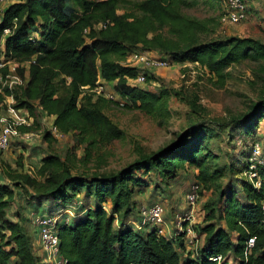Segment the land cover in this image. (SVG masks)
<instances>
[{"label":"trees","instance_id":"1","mask_svg":"<svg viewBox=\"0 0 264 264\" xmlns=\"http://www.w3.org/2000/svg\"><path fill=\"white\" fill-rule=\"evenodd\" d=\"M121 1L10 0L0 12V56L18 64L22 84L6 87L0 95V116L7 110L4 97H11V108L32 118L34 128L37 111L52 117L51 126L63 138L71 136L86 145L83 161H88L97 143L122 138V130L104 113L110 103L122 101L123 107L150 116L167 111V91L151 92L133 82L142 74L148 84L153 76L152 70L123 63L131 53L154 51L160 57L148 55L198 64L219 80L225 79V70L233 64L264 61L263 42L236 35L213 37L215 20L183 14L186 0H141L133 3L135 13L118 14ZM98 87L113 94L115 101L92 92ZM263 120L264 98L252 104L250 112L231 120L229 137L246 139ZM204 126L187 128L170 146L139 155L110 174L74 173L56 154L42 156L31 174L24 172V158L19 156L17 172H5L8 181L0 177V264H42L24 216L15 219L9 213L29 190L31 201L26 204L34 212L31 225L37 237L35 217H50L72 207L69 222L63 216L57 224L59 251L66 264H215L209 260L215 255L238 264H264V169L259 168L252 181L239 177L248 169L251 148L238 164L217 169L220 158L207 148L210 137L204 134L209 132ZM42 139L55 138L48 129ZM28 155L36 160L37 152ZM185 165L197 172L184 196L182 215L189 211L186 196L194 185L199 186V196L202 186H214L218 193L204 206L203 218L197 215L194 229L202 238L197 255L182 234L176 235L177 229L169 237L158 235L153 226L135 227L141 221L140 208L155 204L163 207V220L169 224L167 210L153 200L154 193L175 182ZM152 174L158 182L149 180ZM224 177H228L226 185L220 182ZM151 185L147 204L141 205L134 196L143 195ZM44 204L46 210L41 209ZM250 239L253 247L248 253Z\"/></svg>","mask_w":264,"mask_h":264},{"label":"rangeland","instance_id":"2","mask_svg":"<svg viewBox=\"0 0 264 264\" xmlns=\"http://www.w3.org/2000/svg\"><path fill=\"white\" fill-rule=\"evenodd\" d=\"M139 1L141 0H122L117 13H135L133 3ZM253 1L256 8V22L254 23L256 30L250 31L248 35L264 43V18L257 14V10L264 8V0ZM186 2V6L182 8L183 14L197 19L215 20L217 28L213 37L226 36L229 33V28L234 26L222 21L224 9L221 0L218 4L215 0H186ZM8 3L10 0L5 5ZM261 25H263L262 28ZM139 53L160 57L157 52L146 53L142 50H137L129 56ZM126 61L123 63L126 64ZM169 64L170 67L167 69L150 72L153 76L152 80L142 86L151 92L167 91V111L150 116L138 109L120 107L116 103H110L104 113L122 130V138L109 143H97L91 150V157L88 161H83L86 145L78 144L74 137L66 136L51 141L42 139L43 131H47L52 125V117H47L37 111L34 119L38 122V126L34 128L33 124L25 125L28 119L25 113H17L14 119L17 118L24 123L16 128L17 135L14 136L15 140L12 141L10 147L0 154V177L8 181L4 173L17 172L16 162L19 156L24 158V172L32 171L31 174H35L38 160L46 154L60 156L62 162L68 164L74 173L110 174L133 162L139 155L152 154L170 146L187 128L203 123L209 131L204 134L210 137L206 139V146L213 155L220 158L217 169H224L232 162L238 164L242 154L249 153L253 142L258 141L264 148V120L260 123L258 131L246 139L238 136L230 138L228 133V126L231 125L230 122L233 118H241L250 112L252 104L264 98V69L262 68L264 61H243L233 64L225 70L227 75L223 80L209 74L198 64L171 62ZM16 66L19 67L18 64ZM17 68L16 72L6 77L4 86L0 88V95H3L6 87L10 89L22 84V78ZM106 89L112 91L110 87ZM12 102L11 97H4L7 110L12 107ZM7 110L5 115L0 116V128L11 123V114ZM23 133L35 134L36 137L29 141L23 137L25 135ZM32 150L37 152L36 160L29 158L28 153ZM196 172L197 169L185 165L175 182H171L165 189H157L154 193L153 200L163 204L167 210L166 220L170 224L168 225L171 232L176 229V220L182 215L185 206L184 196L195 181ZM239 177L245 178L243 175ZM234 178H237L236 175ZM37 180L41 179L37 177ZM149 180L152 183L159 181L154 174L150 176ZM227 181L228 177H224L220 182L226 185ZM151 191L152 185L146 189L143 195H135L134 199L141 205L147 204L146 198ZM31 194L32 191L29 190L27 193L24 192L22 197H18L16 202L11 205L9 213L13 214L15 219L17 216L19 218L20 215L24 216L25 229L31 239L35 240L36 231L31 225L34 212L29 210L26 204L31 201ZM217 196L218 193L214 186L208 189L202 186V192L195 207L196 214L200 218H203L206 213L204 206L215 200ZM47 206L44 204L41 209L46 210ZM201 244L202 238L199 239V245ZM227 261L230 264H238L232 258Z\"/></svg>","mask_w":264,"mask_h":264},{"label":"built area","instance_id":"3","mask_svg":"<svg viewBox=\"0 0 264 264\" xmlns=\"http://www.w3.org/2000/svg\"><path fill=\"white\" fill-rule=\"evenodd\" d=\"M8 0H0V12ZM222 7L224 9V15L222 21L230 25H237L244 22L247 17V5L245 0H221ZM9 30H5L4 34H8ZM126 65L131 67H144L146 69L157 71L161 69H167L170 67V62L166 59L151 57L148 54L139 53L134 54L131 57L126 58ZM16 63L11 60H6L4 57L0 56V88L4 86L6 77L16 72ZM137 85H144L146 78L144 75L139 74L138 77L133 81ZM92 92L97 95H101L108 100L115 101L113 94L106 92L103 87H98ZM124 103L119 102V106L123 107ZM11 114V123L4 125L0 128V153L6 151L9 146L10 139L17 135L16 128L23 125L24 122H20L14 116L17 113H22L21 111L14 110L10 108L7 110ZM27 115V114H26ZM27 122L25 125L30 126L32 124V118L27 115ZM51 134L55 139L63 138V135L54 127H50ZM25 134V133H23ZM26 140H30L36 137L35 134L26 133L23 135ZM31 137V138H30ZM251 154L248 159L249 165L248 169L243 173L245 179L252 181L257 179V170L259 168L264 169V154L262 153L261 145L259 142H254L250 146ZM256 182V187L259 186L258 181ZM199 199V186L194 185L190 194L186 196V200L189 204V211L181 215L176 220V235H183L184 243L191 248L194 255H197V251L200 247L199 239L196 236L194 226L198 221V216L196 214V203ZM261 210L264 214V200L261 203ZM163 207L159 204L152 205L150 207H141L139 210V215L141 221L135 224L137 229H141L145 226H153L157 229V234L162 236L168 234L170 237V228L168 223L163 220ZM64 217V222L68 223L69 219L73 216L72 207L68 206L64 210H61L58 214H54L50 217H35L34 225L38 229V245L43 253L42 264H66V261L61 257L59 251V237L57 235V224L60 218ZM253 247V240L250 239L247 244V251ZM247 253V254H248ZM209 260L215 264H230L227 260L225 261L222 255H215L209 258Z\"/></svg>","mask_w":264,"mask_h":264},{"label":"crops","instance_id":"4","mask_svg":"<svg viewBox=\"0 0 264 264\" xmlns=\"http://www.w3.org/2000/svg\"><path fill=\"white\" fill-rule=\"evenodd\" d=\"M245 3L247 5V13H248V17L247 19L240 23V25H234L231 26L228 30V34L227 35H236L239 37H250L248 34L254 31V23L256 22V16H255V5H254V1L253 0H245ZM9 4V3H8ZM257 14L259 16H261V18H264V8L257 10ZM264 25V23H263ZM263 25H261V28L263 27ZM256 30V29H255ZM33 245L34 247L38 248V254L41 256L42 260H43V253L40 250V247L38 245V237L36 236V239H32Z\"/></svg>","mask_w":264,"mask_h":264}]
</instances>
